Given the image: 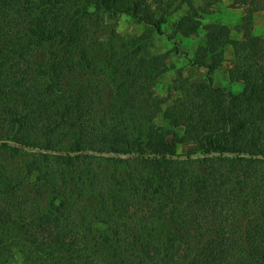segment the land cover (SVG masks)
<instances>
[{"label": "trees", "instance_id": "obj_1", "mask_svg": "<svg viewBox=\"0 0 264 264\" xmlns=\"http://www.w3.org/2000/svg\"><path fill=\"white\" fill-rule=\"evenodd\" d=\"M218 1L0 0V154L25 162L15 186L26 190L33 176L37 193L51 187L57 199L28 221L24 264H264V36L253 32L255 0H240L246 51L232 80L242 92L210 85L214 97H199V84L183 81L165 111L168 98L154 92L180 53L176 40L154 51V35L167 34L181 10L169 38L196 35ZM94 13L127 14L145 30L117 36L103 59L84 38ZM204 30L186 54L211 82L230 28ZM162 111L169 127L156 124ZM181 143L191 144L187 153ZM13 248L0 238V264L15 258Z\"/></svg>", "mask_w": 264, "mask_h": 264}, {"label": "rangeland", "instance_id": "obj_2", "mask_svg": "<svg viewBox=\"0 0 264 264\" xmlns=\"http://www.w3.org/2000/svg\"><path fill=\"white\" fill-rule=\"evenodd\" d=\"M255 2L260 10L254 15L253 32L256 35L264 36V0H255ZM90 9L94 11L93 8ZM182 13L183 10L178 11L171 17L170 23L166 26L167 34L154 35V51L164 53L173 50L175 40L179 42L180 48L179 54L175 52L171 54L170 67L159 78L154 88L157 96L168 98L163 107L164 111L174 99L182 95L179 88L183 81L188 85L191 83L199 84L200 86L193 88L195 95L199 97H214V92L208 88L210 85L212 88L226 87L233 93H240L244 89L242 82L232 80L235 64L246 51V41L243 36L244 7L240 0H219L215 3L213 11L203 16L202 25L196 35L184 37L175 34L174 39H170L169 35H174L172 23ZM91 16L93 17H91L92 21L90 23L89 18L85 19L84 38H87V43L90 46L101 49L100 57L103 59L106 57L104 47L113 43L114 39L118 41L117 36H138L145 30L144 23L127 14L113 16L109 13H103L97 17L94 13ZM209 23H220L230 28V39L224 48L220 63L211 71V82L207 80V69L190 64L186 54L193 53L204 39V27ZM164 111L159 112L155 121L159 126L169 127V122L164 118ZM176 130L180 133L183 132V128H176ZM168 140L173 141V137L170 136ZM190 147L191 144L189 143H181L178 145V152L187 153ZM30 154L32 155V153ZM31 155L26 157L27 162L32 159ZM24 163V160H21L18 156L14 157L11 153L2 152L0 154V182H2L0 184V238L7 243H12L16 253L13 260L4 264H24L23 254L19 250L28 245L30 229V227H27L28 221L48 209H52L53 202L57 200L56 193L51 187L42 188L41 192L37 193L40 189H34L38 182L35 181L33 176L26 178L29 181H27V185L30 183L29 187L32 188L31 191H29V187L26 190H21L14 185L15 178L26 176ZM12 190H14V193L11 192ZM25 193L37 197L31 199V196ZM24 199H28L29 203L22 202ZM166 226L168 225L164 224V227ZM105 247L108 249V246L105 245Z\"/></svg>", "mask_w": 264, "mask_h": 264}]
</instances>
